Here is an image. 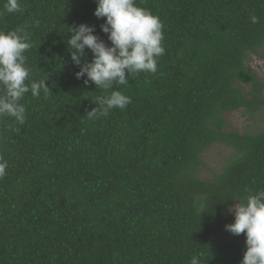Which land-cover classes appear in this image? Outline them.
I'll list each match as a JSON object with an SVG mask.
<instances>
[{"label": "trees", "instance_id": "1", "mask_svg": "<svg viewBox=\"0 0 264 264\" xmlns=\"http://www.w3.org/2000/svg\"><path fill=\"white\" fill-rule=\"evenodd\" d=\"M6 3L0 31L28 26L31 78L50 89L25 95L23 125L0 119V264H241L246 241L219 232L233 200L264 190V131H227L225 116L264 108L247 66L264 47V0H136L162 22L165 53L155 75L114 86L132 103L100 119L86 116L105 90L76 78L67 45L87 24L111 46L96 0ZM214 144L233 157L204 180Z\"/></svg>", "mask_w": 264, "mask_h": 264}, {"label": "clouds", "instance_id": "2", "mask_svg": "<svg viewBox=\"0 0 264 264\" xmlns=\"http://www.w3.org/2000/svg\"><path fill=\"white\" fill-rule=\"evenodd\" d=\"M94 15L106 18L101 30L108 35V46L97 35L95 27L81 24L74 26L67 41L72 62L80 68L77 79L90 82L97 89L105 90V95L97 96L96 107L87 113L88 119L107 118L114 109H125L132 103L131 97L114 86H128L129 77L140 73L155 75L158 58L164 55L163 24L158 16L138 7L136 0H96ZM5 11L9 14L21 13L19 0H7ZM253 24L259 17L250 16ZM39 24V21H34ZM34 46L28 26L17 27L9 32L0 31V119L10 117L17 125L26 120V107L22 103L29 92L39 97L45 95L49 87L45 80L39 82L31 78L25 53ZM86 49L91 50V62L86 57ZM86 77V79H85ZM111 90V91H109ZM19 127L9 126V131L19 132ZM8 162L0 156V179L6 175ZM234 203L228 212L234 214V223L226 225V231L233 235L246 234V252L241 264H264V190L255 194L249 192L243 200ZM191 264H199L193 258Z\"/></svg>", "mask_w": 264, "mask_h": 264}, {"label": "rangeland", "instance_id": "3", "mask_svg": "<svg viewBox=\"0 0 264 264\" xmlns=\"http://www.w3.org/2000/svg\"><path fill=\"white\" fill-rule=\"evenodd\" d=\"M247 66L260 78L264 84V47L258 54H251ZM264 98V92H263ZM227 131H237L240 134H257L264 131V108L256 114H250L245 110L235 111L225 116ZM233 157V151L223 144H214L206 151L201 159L203 165L200 177L204 180L212 179L215 174L221 172L223 167ZM234 214H230L219 232L221 238H235L240 242L246 241V234L233 235L226 231V225L234 223Z\"/></svg>", "mask_w": 264, "mask_h": 264}]
</instances>
